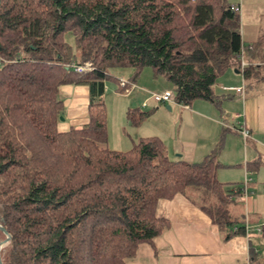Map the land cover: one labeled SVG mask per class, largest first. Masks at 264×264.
<instances>
[{"label": "trees", "instance_id": "16d2710c", "mask_svg": "<svg viewBox=\"0 0 264 264\" xmlns=\"http://www.w3.org/2000/svg\"><path fill=\"white\" fill-rule=\"evenodd\" d=\"M85 63L94 70H71ZM112 68L131 69L132 83L148 69L178 105L215 103L224 72L250 80L264 70V35L244 43L238 4L225 0H0V264H123L169 227L155 206L175 194L231 230L226 237L243 232L225 207L240 186L214 175L217 148L188 163L169 159L155 137L106 147ZM62 86L87 89L79 129H57ZM148 115L127 109L125 119L137 127Z\"/></svg>", "mask_w": 264, "mask_h": 264}, {"label": "crops", "instance_id": "0c3cea01", "mask_svg": "<svg viewBox=\"0 0 264 264\" xmlns=\"http://www.w3.org/2000/svg\"><path fill=\"white\" fill-rule=\"evenodd\" d=\"M238 11L240 35L244 43L253 42L264 35V0H239ZM257 72L258 76L250 80H244L239 72H224L212 88L215 103L196 100L187 106L174 102L158 105L147 99L144 92L134 94L133 105L138 102L140 109H132L149 112L143 120L144 124L142 121L134 127L138 130L143 126L145 135H141L139 130L135 132V139L130 135H126L125 140L117 138L111 147L112 151L124 152L138 138L155 137L163 144L169 159L180 158L188 163H200L217 148L213 158L217 164L214 171L216 180L241 186L244 178H247L246 190L251 195V212L249 213L247 201L246 217L239 225L244 228L243 232L226 237L231 230L217 227L185 195L175 194L171 199H160L156 203L155 214L167 219L169 227L154 237L151 244H138L134 255L127 257L123 264L254 263L258 251L251 243L250 229L255 227L261 217L251 198L257 190L264 191V168L260 167L261 158H264V101L260 100L264 96L249 95L251 90L258 92V88L264 84V78L259 80L264 77V73L260 70ZM130 77L131 75L124 79L128 80ZM133 83L136 84L134 81ZM165 83L154 92L161 94L171 91V87L167 86L166 81ZM236 88H241L242 93H236ZM135 91L136 89L131 90L129 97ZM58 97L66 109L64 122L57 125L58 131L64 132L70 127L79 129L86 123V87L62 86ZM125 122L127 123L126 119ZM241 129H246L249 133L245 140L239 134ZM257 141L262 144L259 150L255 148ZM106 147L108 148V141ZM249 185L256 188L254 193H249ZM248 194L245 197L240 195L234 200L244 202L245 206ZM234 229L233 227L232 230ZM257 229L258 227L254 232L259 234Z\"/></svg>", "mask_w": 264, "mask_h": 264}, {"label": "rangeland", "instance_id": "374dc122", "mask_svg": "<svg viewBox=\"0 0 264 264\" xmlns=\"http://www.w3.org/2000/svg\"><path fill=\"white\" fill-rule=\"evenodd\" d=\"M225 1L229 5L238 4L239 2V0H225ZM65 41L66 43L71 44L72 39L69 35H66ZM260 71L264 73V70L260 69ZM106 75L110 79H107L106 82L104 83L102 102H103L104 109H105V122H106V130H107L108 148L112 150L111 147L116 143L117 138H122L125 140L126 135H130L133 139H135L136 137L135 132H139V130L141 132V135H145L143 131L144 130L143 126L140 127L138 130H135L134 127L127 125V123L125 122V112L127 109H132V108L140 109V105L138 102H136V104L133 105V103L135 102L133 99L134 94H137L138 91L144 92L147 94V99H148L149 95L158 94L154 91L162 88L161 84L164 85L166 83L165 81H163L162 78H153L148 69H143L141 73L138 75L137 79L135 80L136 91L132 94V96L129 97V95L126 96L118 92L116 84H117V80H125L124 79L125 77H129L130 75H132L131 69L112 68L106 71ZM167 86L170 88L169 84ZM261 86L262 87L258 88L257 90L258 92L251 90L249 95L257 94L258 96H264V84H261ZM260 101L263 102L264 98H262V100ZM160 109H163V108L161 107ZM65 110L66 109H64L62 112V117H60L62 120L59 121V123L64 122V115H65L64 111ZM142 123L144 124V121ZM135 141L136 140H134V142ZM261 145H262L261 142L257 141V144H255V148L259 150V148L262 147ZM129 148L131 147L128 146L127 149ZM260 167L264 168V158H261ZM261 173L263 174V172ZM255 189H256L255 187H252L251 185H249V193L250 192L254 193ZM262 192L261 191L259 192V190H257V193L255 192V196L251 198L252 201L255 203V206L257 209L255 210L257 211L258 215L261 217L260 219H258L257 223H255V227L253 228L251 227L250 229V231H252L251 243L256 247L258 251V255L255 258L253 264H264V237L254 232L256 228L257 227L259 228V225H261L264 222V219H262L264 218V191L263 189H262ZM197 193L198 192L193 191L191 193V197L194 198L195 195L197 196ZM250 197L251 195L248 194L247 200L245 201V206H244V202L237 201V200L228 201L225 205L226 209L229 211L231 218L236 220L238 225H241L243 223V219L246 217L245 213L247 212V207H246L247 201H248L249 213L251 212V209L249 207ZM251 217H253L252 214H251Z\"/></svg>", "mask_w": 264, "mask_h": 264}, {"label": "built area", "instance_id": "2783aa9c", "mask_svg": "<svg viewBox=\"0 0 264 264\" xmlns=\"http://www.w3.org/2000/svg\"><path fill=\"white\" fill-rule=\"evenodd\" d=\"M246 66L245 63L241 62L240 63V70L243 69ZM71 70L76 73V74H84L88 73L94 70L92 66L89 63H85L83 65H71ZM117 89L121 94L128 95L129 92L133 89H135V85L132 82H129L127 80H117ZM236 93H242L241 88H236L234 89ZM149 100H151L153 103L158 104V105H164V104H170L173 102V97L170 91H165L161 94H151L149 95ZM144 106V104H143ZM239 134L242 138V140H245L248 138L249 133L246 129H241L239 131ZM248 179L244 178L242 185L240 186V193L241 197H245L247 194L246 190V183ZM259 231V228L257 229Z\"/></svg>", "mask_w": 264, "mask_h": 264}, {"label": "water", "instance_id": "95a60500", "mask_svg": "<svg viewBox=\"0 0 264 264\" xmlns=\"http://www.w3.org/2000/svg\"><path fill=\"white\" fill-rule=\"evenodd\" d=\"M233 73H235V74H237V72L236 71H233ZM62 119L61 118H59V121H61Z\"/></svg>", "mask_w": 264, "mask_h": 264}]
</instances>
